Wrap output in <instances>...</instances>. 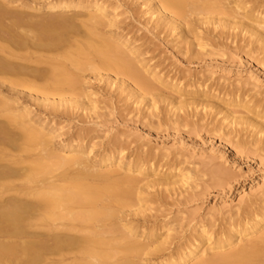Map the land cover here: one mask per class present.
<instances>
[{"label":"bare ground","instance_id":"1","mask_svg":"<svg viewBox=\"0 0 264 264\" xmlns=\"http://www.w3.org/2000/svg\"><path fill=\"white\" fill-rule=\"evenodd\" d=\"M121 1L117 0L114 6L107 0H32L30 4L15 5L10 10L7 7L9 1L0 0V119L5 121L0 126V264H132L145 254L162 256L159 260L145 259L147 264H264V174L251 181V185L262 182V186L255 193H247L237 205V210L223 202L217 212L223 214L219 216L225 222L218 228L200 222L183 241L180 239L179 244H174L169 241L173 226L169 223L171 227L168 224L161 225L168 227L167 233L162 239L160 235V241L155 242L159 227L145 229V225H141L147 223L148 214L141 224L129 218L147 213L150 205L146 204L153 200L150 193V197L142 193L144 189L141 191L139 182H144L143 187H148L145 189L157 187L158 190V187L163 186L168 189L172 185L174 189H170L175 190L177 186L185 187L184 184L190 183L189 179L193 176L188 171L186 174L179 171L174 180H167L161 175L158 166L149 163L157 158L154 153L129 160L123 154L125 148L117 144L107 148L100 158L94 159L91 157L94 149L83 144L82 140L86 136L83 137L82 133L63 141L58 152L54 149V142L62 135L61 128H56L46 117H41L34 105L52 110L53 113L58 112L61 105L66 110L67 104L76 109H84L85 106L87 109L88 105L90 109L95 108L91 86L83 76L87 70L111 72V75L107 73L111 84L122 85V90V87L126 88L123 91L138 99H145L153 89V94H156L153 82L181 95L192 91L191 87L189 89L188 86L180 85L183 81H175L163 70L150 64V60L145 57L148 51L142 50L143 47L141 49V45L137 44L138 40L130 38L129 32H121L116 20L118 14H114L122 5L119 4ZM220 3L221 0H142V5L147 7L145 14H150V21H157L156 25L149 21L153 26L161 31L169 29L170 32L171 29L181 35V42L184 43L181 53L196 54L195 44L202 39L198 31L200 23L212 24L214 29H220L222 23L226 26L224 28L229 26L246 30L263 49L264 8L260 10V5L259 9L255 8L256 5L251 8L247 6V1L235 0L234 11L228 10L230 18H218L216 15L191 17L196 14H216ZM85 10L93 12L88 13L87 19L83 20ZM33 16L44 19L34 24L28 22ZM81 16L83 19L79 22ZM76 25L86 29L87 35L83 32L85 38L82 34H76L82 40L77 39V36L72 37L74 33H71L70 28ZM105 27L109 28H106L110 31L107 32L109 35L101 33ZM66 31L71 35L69 33L70 36L63 37L67 35ZM194 39H197L195 44ZM201 44L204 45L203 42ZM204 46H207L206 42ZM58 50L61 52L58 53ZM53 51L57 53L51 55ZM43 64L49 67L46 71L40 67ZM69 65L76 69H71ZM77 69L83 73L79 75ZM252 78L251 75L238 80L236 86L232 85V89L225 91L224 86L217 91V86L213 88L207 83L209 79H197L191 86L195 85L196 92L201 95L198 93L191 100L185 99L184 95L181 96L183 101L181 98L177 100V95L175 99L167 93V96L164 93L162 95L178 110L191 104L215 108L217 114L224 115L223 121H227L226 125L221 124V128L235 127L232 130L236 134L242 130L236 129V126L244 128L246 125L257 136L264 134V104H261L260 99H253L250 92L248 94V90L244 89V85L250 84ZM41 79L44 80L42 84ZM153 94V97L149 95L151 100L157 97ZM155 100L154 103L151 101L154 106L157 103ZM67 109L71 108L67 105ZM12 129L19 133L13 134ZM87 129L84 132H88ZM227 129V132L231 131V128ZM237 145L238 151L243 152L247 142L238 141ZM38 149L39 152L35 154L34 151ZM161 155L157 161L169 157L168 153ZM113 166L117 171L132 174L133 177L126 175L111 180V170H106ZM212 172L224 183L229 179L222 168ZM147 174L154 177L148 179ZM225 177L228 179L225 180ZM135 183L138 185L135 186ZM235 193L233 190L229 196ZM166 196L167 193L163 198H168ZM225 210L230 211V214H226ZM215 212L213 214L217 215ZM134 235L142 237L141 240H146V243ZM120 253L123 259H115H121L118 256Z\"/></svg>","mask_w":264,"mask_h":264},{"label":"rangeland","instance_id":"2","mask_svg":"<svg viewBox=\"0 0 264 264\" xmlns=\"http://www.w3.org/2000/svg\"><path fill=\"white\" fill-rule=\"evenodd\" d=\"M6 1H9V4L7 6L9 8H15L16 6H18L19 4L21 5L22 3L27 4L29 2L28 4H30V2H32V0ZM107 1L109 4L111 3L115 6V2L117 0ZM233 1L235 0H221V7H217L219 6L218 4L216 6L217 10H215L219 14H196L192 15L191 17L207 18L210 17V15H216L218 16V18H230L228 13L231 11V9L233 10V8L235 7ZM243 1H247V6H250L251 8L252 5L253 8L256 5L255 8L257 9L262 6L260 10L264 8V0ZM121 2L122 3L119 4L122 5L117 8L114 13L118 14V18H116V20H118L117 26L121 29V32L123 31L124 34H128L127 32H129L128 35L130 36V38H133V40L137 39V44L139 43V45H141V49L143 47L142 50L148 51L145 57L147 60H150V64L155 65L159 69L163 70L162 72L164 74H166L170 78H173L175 81H183L180 82V85L188 86L189 89L192 88V91H189V93H185L186 95L183 93L181 95L180 93L171 92V90L159 84L158 82H153V87H156V94H153V89V91L150 93L151 95L148 94L145 99H138V97L136 96L131 97V93L128 94V92L123 91L125 87H122V90V85H112L110 82L111 80L107 79L109 76L108 74L111 75V72H107V74L105 71H99L102 73L101 74L98 71L87 70L88 72L86 71L85 73H82L84 74L83 76L86 81H88L91 86V90L93 92L92 98H94V101L96 103L94 104L95 108L90 109L91 106L88 108V105L87 109H85L86 106L84 109L78 107L76 109V107H71L70 104H67L68 107L72 109L69 110L67 109V105L65 106V102L63 103V105L66 107V110L61 105L62 107H59V111H54V114L52 110L48 111V109L46 110L44 107H41L37 104H35L34 106L41 117H46V120L50 121V123H52L56 128H61L60 133H62V135L60 139L54 142L55 145L53 146L57 152L60 149H58V147L63 141L65 142L71 136L82 133L83 137L86 136V138L82 140L83 144L85 146H90L94 149V152L91 155V157L93 156L94 159L96 157L97 159L100 158V155L104 154L107 148L119 145L122 146V149L125 148L123 154L127 157V159L129 158V160H135L136 157L144 158L150 153H154V157L156 156L157 158L155 157L156 159H153L149 163H153L154 165H156V167L158 166L159 171L163 172H161V175L164 178H167V180H174L173 178L175 177V175L179 174L180 172L186 174L188 171L190 175L193 176H191L192 178L189 179L191 184H184L185 187L182 185V183H180L182 185L181 187L177 186L178 184H176L175 187L177 186V188H175V190L170 189L172 188V185L170 188L168 186V189L166 188L167 186L158 187V190L157 187L145 189L148 187H143L144 182L142 181L141 183L140 180L139 183L141 191L142 189H144L142 193L145 194V196H151L150 198H153V200L147 202L148 204H146L148 206L150 205V208L147 209L148 212L146 211L147 213H144L140 216L138 215L139 217H133V215L132 217L129 216V218L133 222L141 224V221L143 223V221L146 220V216L148 214L146 220L147 223L144 222L146 224L143 223L141 225H145V229L151 227H156L155 229H157L159 227V236H157L158 238L154 239L155 242L160 241V238L162 239L165 236L168 227H171L169 223L172 224L173 226L171 227L170 232V234L172 235L169 241H173L174 244H179L181 240L183 241L184 237L187 236V234H190L191 230L195 226H198V224H213L214 227L216 226L215 228H218L221 223L225 222V220H221V216L223 214L217 212V210L222 206L223 202H227L230 206L235 207L233 209L237 210V205H239L241 199L247 193H255L262 186V182L251 185V181L255 180L257 177H261L264 174V134H257V136L259 135L257 137L256 134H254V131H252L251 133L252 128L246 125L244 126L245 129L243 128V126H236V129L238 130H241L240 128H242V132L240 131L239 133L235 134V132L232 130L235 127L227 125V128H231L230 135V132H227V130L229 129L221 128V124L226 125L227 121H223V114H217V109L204 106L195 107V104H191V109L188 106L187 108L183 106V108L180 107L178 110L177 106H174L172 105V103L170 104V102H167V100H165L164 95L167 96V94H170L171 96H168H170V98L172 97V99H175L177 95V100H179L181 96L184 95L183 97L185 99L188 98L189 100H191L196 98L198 96V93L199 95H201L200 92H196L197 88L195 87V85L191 86V83L195 82V80L197 79H209L207 81L209 85H211L213 88L217 86V91L218 88L225 87L223 89V91H225V89L229 90L232 89L233 86H236L238 84V80L244 79L245 77L252 75L253 78L250 81L251 83L245 84L244 89L248 90V94L250 92V96H252L253 99H260L261 104H264V48L261 49L263 46L258 43L256 39H254V36L252 37L250 33L247 34L248 32L246 30H240V28L238 27L233 28L229 26V29L224 28L226 26L222 23L220 29L219 27L218 29H214V25L212 26V24L201 25L200 23V29L198 31L201 33L202 39L199 40L203 42L204 45L206 42L207 46H204L199 41L197 44V39H194V44L196 42L195 51H197L200 55L197 52L194 55L184 54L181 53L183 52L181 51L183 49L182 47H184V43L181 42L180 39L181 35H178L177 31H173L171 29L170 32L169 29H164L163 31H161L160 28L156 27L155 25L157 21H150V14H145L144 10H147V7L142 5V0H122ZM11 8L10 10H12ZM92 12V10H85V12L83 13L84 19L81 16L79 18V22L80 20L82 21V19L86 20L87 15ZM238 12L240 13V11ZM38 19L39 17L36 18L35 16H33V18H29L28 22L37 23L43 21L44 18L40 17V19ZM149 21L154 22L153 24L155 25L153 26V24ZM79 26L76 25L75 27L70 28V30L72 29L71 33H74L72 37L75 38L77 35L81 34V36L83 37V32L87 35L84 26ZM106 28L108 27H105L103 29L101 28V33L109 35V33L107 34V32H110L108 31L109 28L108 30ZM79 31L82 33H80ZM221 32L223 34H221ZM69 33L70 32H67V35L64 34V32L61 34H64L62 35L63 37H68L71 35V33L70 35ZM86 35L84 34L83 38H85ZM81 36H77L76 38L79 39L81 38ZM252 39H254L253 42L251 41ZM254 48H257V50L259 51L255 50ZM55 52L56 51H53V54L51 55H55ZM57 52L59 53L61 51L58 50ZM40 67L43 71L44 69L46 71L48 65L43 64L40 65ZM69 67L76 69L71 65H69ZM77 71L79 70L77 69ZM79 72L77 73L81 75V71ZM100 75L102 79L100 78ZM100 79L102 81H100ZM38 81L40 83V80ZM42 81L44 80L41 79L40 84L43 83ZM162 93H164V95H162ZM152 94L157 95V97L154 96V99L152 98L153 100H155L156 98L155 102L157 103L155 104V106L153 104L154 101L151 100L150 97L152 96ZM250 96H248V98ZM62 97H58V99H62ZM183 97L181 98L182 101ZM201 98L202 96L200 97V99ZM145 100H151L153 103L151 101L146 102ZM149 103L151 104V106L149 105ZM192 105H194V109L192 108ZM175 107L177 109H174ZM88 109H90L91 111ZM181 118L183 119L181 120ZM4 122V119L1 118L0 126H2ZM86 127H88V129ZM86 129L88 132H90H84L86 131ZM12 130L13 134L19 133V131L16 129ZM223 133L228 134H225L223 136ZM115 141L120 144L115 143ZM238 141L247 142L246 149L243 152H239L238 148H236V146H238ZM9 151L11 153H15V151L12 149H9ZM34 152H36L35 154H37L39 152V149L35 150ZM167 153L169 156L167 157V159H159L160 161H157L158 156H160L161 154V156H163ZM217 168H222L226 172V175L228 174L229 179L225 177V180L228 179L227 182L225 181L224 183L216 178L217 175L212 171L216 170ZM108 170H111L112 173L111 177L113 178H111V180H115L127 175L124 172L117 171L114 166L108 168L106 171ZM130 175L127 176L133 177V175ZM149 175L150 174H147L148 179H152L154 177L153 175ZM136 177L137 175L135 174V178ZM136 184L137 183H135V186L138 185ZM140 188L137 189V192H139ZM163 189L164 191H162ZM172 189H174V186ZM145 190H147V193H145ZM233 190L238 193H235L232 197H230L229 194ZM171 191L173 192L171 193ZM162 193H167L168 198H163L164 194L162 195ZM160 199H164V202H162V200ZM259 203H262L261 200H259ZM151 205L153 208L151 207ZM254 206L256 207L257 205ZM215 210L217 213L215 212ZM211 211L213 212L211 213ZM214 212L218 216L214 215ZM226 212V214H230V211L227 210ZM219 214L221 216H219ZM161 225H167L168 227L165 228V226ZM160 235H162V237H160ZM134 236L138 238V235ZM141 239L142 237L138 238V240H140L141 242L146 243V240ZM119 255L121 256L122 253L118 254V256ZM150 255L152 254H149L147 256L145 254L140 258H136L135 262L133 263L147 264L145 259L152 258L159 260L162 257L161 254H153L152 256ZM122 257L123 256H121V259L118 257H116L115 259L122 260ZM115 264L118 263L116 262Z\"/></svg>","mask_w":264,"mask_h":264}]
</instances>
